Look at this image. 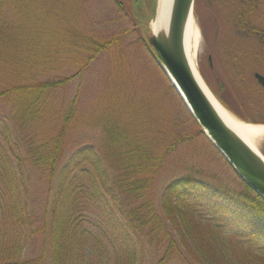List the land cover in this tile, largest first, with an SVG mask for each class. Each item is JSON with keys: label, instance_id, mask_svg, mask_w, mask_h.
I'll return each instance as SVG.
<instances>
[{"label": "rangeland", "instance_id": "obj_1", "mask_svg": "<svg viewBox=\"0 0 264 264\" xmlns=\"http://www.w3.org/2000/svg\"><path fill=\"white\" fill-rule=\"evenodd\" d=\"M230 2L220 0L218 9H213L211 0L210 3L208 0L195 2L194 18L200 29V41L194 61L207 86L200 71L210 81L211 88H208L212 94L228 111L240 120L246 121L240 117L242 115L249 119L246 121L248 123L264 125V91L253 76L256 70L264 74L263 64H258L259 67L249 66L247 70L239 72L229 57L216 49V39L217 44L231 49L253 48L256 47L253 43H259L257 40L240 38L230 27L229 20L233 15L229 9ZM156 3L157 0H140L139 3L134 0H3L0 2V85L7 87L26 83L32 77L38 81L56 83L58 87L51 99L49 116L58 119L54 124L59 129L63 125L61 116L64 111L76 102V114L66 127L67 139L58 169L61 170L76 152L99 146L107 137V124L121 123L129 132H137L152 140L162 157L154 180L149 176L147 178L153 184L157 207L163 216L171 208L177 213L176 206L179 204L188 211V219L192 218L190 213L194 216L200 213H225L243 217L248 223L264 229V216L244 211L239 208L240 205L214 196L225 197L222 190H214L217 187L243 189V180L202 132L143 41L152 33ZM262 3L254 18L255 23L260 22L259 29L264 28V1ZM215 10L221 11L223 17V29L218 38ZM114 39H118L120 44L115 42L110 50L90 60L94 56L90 44H104ZM260 45L257 47L264 48V45ZM194 50L191 49V52L195 53ZM12 72L21 74L9 78ZM8 107L0 103V112ZM175 141L178 142L177 146L164 156L163 149ZM255 144L264 155V135ZM85 154L90 157L88 153ZM101 156L105 157L104 154ZM104 162L107 166L109 161L105 159ZM187 175L202 179L207 192L216 191L213 199L200 198L207 195L199 190L195 191L197 196H192L193 200L185 205L168 199L169 184ZM34 180V208L31 207L30 212L42 217L45 213V199L42 197L45 185L39 173L35 174ZM84 215L82 219L85 222L80 230L100 235L102 229H106L115 241L128 243L130 240L127 232L117 230L118 227L106 219L99 206L91 205L88 215ZM169 217L170 221L165 219ZM172 217L167 215L164 219L171 225ZM187 218L181 223V228L188 226V230L194 226L190 230L193 237L185 235L187 259H214V264H242L245 255L251 252L252 247L246 243L241 242L235 247L206 229L202 236L199 231L204 228L197 225L199 219L192 218V225ZM179 223H175V228ZM33 238L26 246V258H35L42 252L43 236L39 234ZM257 247L259 245L253 247V252L257 258L264 259V251ZM162 253L164 249L148 245L145 253L139 255L137 264H156L162 259ZM51 259L49 242L45 264H50ZM170 259L183 258L175 255ZM163 264L185 263L179 260Z\"/></svg>", "mask_w": 264, "mask_h": 264}, {"label": "trees", "instance_id": "obj_2", "mask_svg": "<svg viewBox=\"0 0 264 264\" xmlns=\"http://www.w3.org/2000/svg\"><path fill=\"white\" fill-rule=\"evenodd\" d=\"M115 42L120 44L118 39L90 44L91 54H94L90 60L110 50ZM200 72L211 88L208 78L203 71ZM20 74L12 72L8 77ZM4 85H0V103L9 107L0 112V264H45L49 242L52 248L50 264H137L139 255L152 244L164 249L162 259L156 264L179 260L185 264H214V259L186 258L185 235L193 237L190 230L194 229V226L188 230V226L181 228L188 211L179 204L177 213L172 208L163 211L165 217L173 215L170 225L166 221H170V217L165 218L157 207L153 184L147 177L154 180L162 157L152 140L137 132H129L121 123L107 124V137L99 146L94 150L76 152L60 170L58 165L67 139L66 127L76 114V102L64 111L61 116L63 125L59 129L54 124L58 119L49 116L51 99L58 87L56 83L32 77L26 83ZM226 106L229 107L227 103ZM240 117L249 121L242 115ZM46 120L49 121L46 123ZM47 127L55 130L50 131ZM177 144L176 141L170 143L167 149H163V155ZM105 159L109 161L107 166ZM36 173L45 185L42 196L45 213L42 217L30 212V208H34L32 187L35 188ZM203 183L195 176L177 178L167 188L168 199L185 205L193 200L192 196H197L195 191L199 190L207 195L200 198L212 200L216 191L207 192ZM243 185L241 190L217 187L214 190H222L225 197L214 196L264 216V197L244 181ZM91 205L99 206L106 219L118 227L117 230L131 236L129 244L124 240L115 241L106 229H102L100 235L80 230L85 222L82 216L88 215ZM190 216L199 219L197 225L204 228L199 231L202 236L209 231L235 247L241 242L251 246V252L245 255L242 264H264V259L257 258L253 252V247L258 245L257 248L264 251L263 229L231 214L200 213L194 216L190 213ZM192 218L187 220L194 225ZM177 221L180 223L175 228ZM39 234L44 238L41 254L26 258V246ZM175 255L183 259H170Z\"/></svg>", "mask_w": 264, "mask_h": 264}, {"label": "water", "instance_id": "obj_3", "mask_svg": "<svg viewBox=\"0 0 264 264\" xmlns=\"http://www.w3.org/2000/svg\"><path fill=\"white\" fill-rule=\"evenodd\" d=\"M195 0H174L167 31L147 35L146 43L202 131L241 179L264 197V155L252 148L222 119L188 56L186 31ZM157 17H155L156 19ZM264 86V76L256 74ZM203 80V79H202Z\"/></svg>", "mask_w": 264, "mask_h": 264}, {"label": "flooded vegetation", "instance_id": "obj_4", "mask_svg": "<svg viewBox=\"0 0 264 264\" xmlns=\"http://www.w3.org/2000/svg\"><path fill=\"white\" fill-rule=\"evenodd\" d=\"M135 2H138L140 0H134ZM197 1V0H196ZM210 3V0H208ZM220 0H211V3L213 5V9L218 7V3ZM262 1L264 0H231L230 4V12L232 15L231 21V28L235 32L237 36H239L242 39L245 40H257L259 43H253L256 47L253 48H225L222 46V44L218 43L216 39V49L218 50V53H223L229 57V59L232 62V65L239 69L241 72L242 70H247L249 66L253 67H259L258 64H263L264 66V48L257 47V45H264V28H258L260 25V22L255 23V16L260 11V8L263 6ZM203 2V1H202ZM215 2V3H214ZM218 9V8H217ZM263 13V11H262ZM214 17L217 18V24L216 29L218 31V34L216 33L217 37L221 35V31L223 29V17H221V11L215 10ZM262 18V16H260ZM221 18V19H220ZM214 25H215V19ZM260 21V20H259ZM262 23V22H261ZM220 29H218V27ZM260 45V46H261ZM252 68V67H250ZM258 69V68H256ZM242 71V72H243ZM256 74H261L259 71H253V76L255 80L257 81L258 85L260 86L261 90L264 91V86L261 84L259 79L257 78Z\"/></svg>", "mask_w": 264, "mask_h": 264}, {"label": "bare ground", "instance_id": "obj_5", "mask_svg": "<svg viewBox=\"0 0 264 264\" xmlns=\"http://www.w3.org/2000/svg\"><path fill=\"white\" fill-rule=\"evenodd\" d=\"M174 0H158L157 2V12L156 19L152 22V30L157 33L158 31H167L170 21L171 11L173 9ZM186 48L188 56L191 63L195 64L196 49L200 41V29L196 23L194 15L190 17L187 31H186ZM191 49H195L194 52H191ZM202 87L206 91L207 95L210 97L212 103L216 107L218 113L222 119L230 126L234 131H236L242 139H244L252 148L260 152L256 147V141L259 137L264 135V125L261 124H251L240 120L238 117L234 116L224 105H222L219 100L212 94L204 80H202L199 75L196 73ZM261 153V152H260Z\"/></svg>", "mask_w": 264, "mask_h": 264}]
</instances>
